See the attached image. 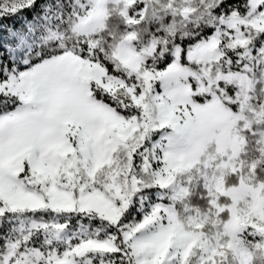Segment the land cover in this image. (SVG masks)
<instances>
[{"label":"snow or ice","instance_id":"6c2138e0","mask_svg":"<svg viewBox=\"0 0 264 264\" xmlns=\"http://www.w3.org/2000/svg\"><path fill=\"white\" fill-rule=\"evenodd\" d=\"M0 264H264V0H0Z\"/></svg>","mask_w":264,"mask_h":264},{"label":"trees","instance_id":"16d2710c","mask_svg":"<svg viewBox=\"0 0 264 264\" xmlns=\"http://www.w3.org/2000/svg\"><path fill=\"white\" fill-rule=\"evenodd\" d=\"M5 23H10V21H5Z\"/></svg>","mask_w":264,"mask_h":264}]
</instances>
